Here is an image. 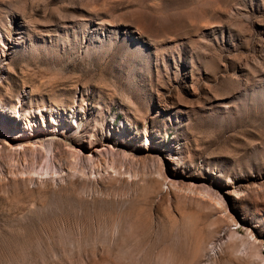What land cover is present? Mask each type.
Segmentation results:
<instances>
[{
	"label": "rangeland",
	"instance_id": "374dc122",
	"mask_svg": "<svg viewBox=\"0 0 264 264\" xmlns=\"http://www.w3.org/2000/svg\"><path fill=\"white\" fill-rule=\"evenodd\" d=\"M0 264H264V0H0Z\"/></svg>",
	"mask_w": 264,
	"mask_h": 264
},
{
	"label": "bare ground",
	"instance_id": "6f19581e",
	"mask_svg": "<svg viewBox=\"0 0 264 264\" xmlns=\"http://www.w3.org/2000/svg\"><path fill=\"white\" fill-rule=\"evenodd\" d=\"M29 143H31L32 144V142H29ZM12 146V145H11ZM74 146V145H73Z\"/></svg>",
	"mask_w": 264,
	"mask_h": 264
}]
</instances>
